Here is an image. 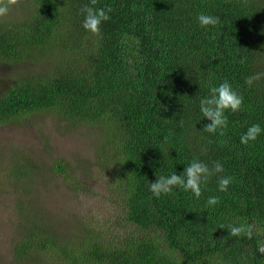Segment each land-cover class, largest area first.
<instances>
[{
    "label": "trees",
    "instance_id": "1",
    "mask_svg": "<svg viewBox=\"0 0 264 264\" xmlns=\"http://www.w3.org/2000/svg\"><path fill=\"white\" fill-rule=\"evenodd\" d=\"M86 4L17 0L0 18V60L38 66L1 91L0 125L49 113L99 128L90 167L59 158L52 171L76 198L104 181L114 211L95 227L91 214L57 229L19 194L12 264H264L257 250L264 233L249 239L228 230L264 228V131L240 142L253 124L264 130V78L245 83L264 72V0H97L95 8L113 9L99 35L82 26ZM201 13L220 23L202 27ZM225 80L244 103L226 111L220 136L204 131L211 121L199 101ZM193 159L218 161L224 171L199 198L179 187L153 196L157 176L181 174ZM11 165L9 182L31 193L40 168ZM220 177L232 178L227 191H219ZM211 196L219 203L209 206ZM109 225L124 236L105 231Z\"/></svg>",
    "mask_w": 264,
    "mask_h": 264
},
{
    "label": "rangeland",
    "instance_id": "2",
    "mask_svg": "<svg viewBox=\"0 0 264 264\" xmlns=\"http://www.w3.org/2000/svg\"><path fill=\"white\" fill-rule=\"evenodd\" d=\"M12 7L9 9V13ZM6 17V16H5ZM2 17V18H5ZM37 65L31 62L13 64L0 60V93L22 76L36 72ZM99 128L89 125L72 126L62 123L49 113H36L28 117L0 125V264H12V245L16 237V221L19 194L33 201L36 209L46 212L49 223L59 227L61 224L73 226L76 218L92 214L94 227L111 217L114 208L108 202L111 191L98 183L96 194L76 198L67 189L64 180L52 171L55 159L64 158L74 166L84 170L90 167L97 154ZM12 162H18L35 170V181L31 193H24L13 186L7 173ZM36 168V169H37ZM30 189V184H27ZM123 237L125 232L117 226L104 228ZM53 264V263H45Z\"/></svg>",
    "mask_w": 264,
    "mask_h": 264
},
{
    "label": "clouds",
    "instance_id": "3",
    "mask_svg": "<svg viewBox=\"0 0 264 264\" xmlns=\"http://www.w3.org/2000/svg\"><path fill=\"white\" fill-rule=\"evenodd\" d=\"M16 3L17 0H0V18L8 15L10 6ZM96 3L97 0H90V4L81 7L80 12L84 16L83 28L94 35H99L102 23L111 18L109 13H111L113 9L111 6H107L106 8H95L94 6ZM197 19L202 27H215L220 23L219 17L204 13L199 14ZM240 62H246V58ZM262 78H264V72H257L246 77L245 83L251 87L254 82ZM209 93L207 97L199 101L201 113L211 121L210 124L204 126V131L213 134L219 132L220 136H224L225 132L223 130L226 129L228 125L227 116L225 115L226 111H240L244 103V98L233 89L232 85L227 80L220 83L218 86L210 87ZM181 123L183 122L181 121ZM262 131L264 130H262L259 124H253L241 136L240 142L247 145L250 141H255ZM223 171V165L218 161L213 162L210 167L199 159H193L181 174L173 172L167 176L156 175L157 179L155 182L150 183L149 191L156 198H160L162 195H171L173 189L179 187L184 191H191L199 198L202 194V185H206L212 176ZM230 183H232V178L220 177L218 180L219 191H227ZM218 203L219 198L216 196H211L207 200L209 206ZM228 230L229 236H246L249 239L252 238L254 232L257 234L264 233V228H257L255 223L230 225ZM257 250L261 254H264V241H258Z\"/></svg>",
    "mask_w": 264,
    "mask_h": 264
}]
</instances>
